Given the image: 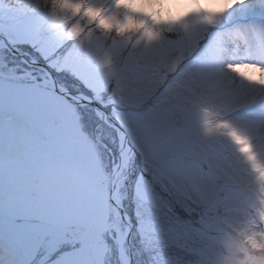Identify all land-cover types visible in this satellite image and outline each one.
I'll list each match as a JSON object with an SVG mask.
<instances>
[{
  "label": "snow or ice",
  "instance_id": "6c2138e0",
  "mask_svg": "<svg viewBox=\"0 0 264 264\" xmlns=\"http://www.w3.org/2000/svg\"><path fill=\"white\" fill-rule=\"evenodd\" d=\"M160 2L0 0V264H264V0Z\"/></svg>",
  "mask_w": 264,
  "mask_h": 264
},
{
  "label": "bare ground",
  "instance_id": "6f19581e",
  "mask_svg": "<svg viewBox=\"0 0 264 264\" xmlns=\"http://www.w3.org/2000/svg\"><path fill=\"white\" fill-rule=\"evenodd\" d=\"M200 5L202 7L217 10L222 6V0H200ZM156 10H158L164 18H168L169 16L175 17L182 15L185 11L189 10V6L185 0H161V2L156 5ZM243 71H248L254 79L260 78L259 72H252L251 70Z\"/></svg>",
  "mask_w": 264,
  "mask_h": 264
}]
</instances>
